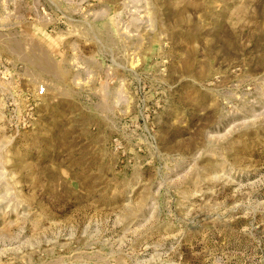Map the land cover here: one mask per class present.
Instances as JSON below:
<instances>
[{"label": "rangeland", "instance_id": "obj_1", "mask_svg": "<svg viewBox=\"0 0 264 264\" xmlns=\"http://www.w3.org/2000/svg\"><path fill=\"white\" fill-rule=\"evenodd\" d=\"M0 264H264V0H0Z\"/></svg>", "mask_w": 264, "mask_h": 264}]
</instances>
